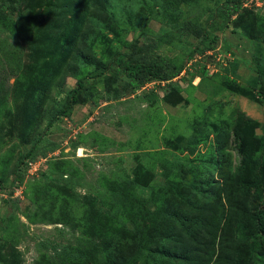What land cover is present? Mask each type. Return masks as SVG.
<instances>
[{"label":"rangeland","instance_id":"1","mask_svg":"<svg viewBox=\"0 0 264 264\" xmlns=\"http://www.w3.org/2000/svg\"><path fill=\"white\" fill-rule=\"evenodd\" d=\"M7 2L0 19V264H105L101 250L114 231L118 244L126 227L150 232L159 219L148 209L158 212L171 180L199 197L201 216L218 215L219 240L192 258L163 241L151 261L264 264V183L253 184L257 165L264 175V0H242L230 15L226 0L0 6ZM185 21L201 35L182 31ZM153 40L159 54L183 66L179 75L135 91L118 76L110 88L121 97H108L100 78L97 97L83 96L23 160L79 77ZM168 198L171 213L183 206L180 195ZM83 254L89 258H73Z\"/></svg>","mask_w":264,"mask_h":264},{"label":"trees","instance_id":"2","mask_svg":"<svg viewBox=\"0 0 264 264\" xmlns=\"http://www.w3.org/2000/svg\"><path fill=\"white\" fill-rule=\"evenodd\" d=\"M241 7L242 0H226L224 5L225 12L229 15L240 10ZM10 9L11 3L2 4L0 6V19L6 18ZM181 28L182 31L196 36H200L202 33L192 21H185ZM213 38L216 39L217 37ZM182 69L183 66L177 65L171 57L157 52V41L153 40L142 44L134 43L129 51L117 53L106 64L99 67L97 72L79 77L67 100L49 118L43 132L34 140L31 149L23 160L35 152L43 138L61 117L72 115L75 105L81 102L83 96L90 99L97 97L100 93L97 86L100 78H103L106 84L105 90L108 97H121L123 93L118 90L112 91L110 88L118 76H127L129 79L128 90L135 91L152 79L170 80L179 75ZM22 161L19 162L16 171L19 170ZM254 170L257 182L253 184L263 186L264 175L261 164L257 165ZM180 175L183 177L182 174ZM175 181H170V190L164 192L158 212H156L157 208L156 210L155 208L148 209L149 214H155L159 219L152 223L150 232L144 234L143 231L136 232V229L129 230L126 227L123 232L124 238L121 239L122 243L118 244L116 241L115 231L105 241L101 250L105 264H158L160 256L156 255L152 261L151 256L155 254L156 250L159 252L161 242L167 240L175 241L178 251H183L189 258L194 257L195 254H206L215 246L221 224L218 215L213 211L201 216L198 211L201 203L199 197L196 195L192 197L190 189L183 186L181 181ZM241 187H244L243 189L248 188L247 183L243 181ZM173 193L182 197L183 206L174 212L179 217L177 221L171 217L174 213L170 212L171 205L168 196ZM153 205L155 206L154 203ZM179 226L182 228L179 229ZM145 252H147L146 256ZM73 258L76 261H82L89 258V255L83 254L80 258L76 256Z\"/></svg>","mask_w":264,"mask_h":264},{"label":"built area","instance_id":"3","mask_svg":"<svg viewBox=\"0 0 264 264\" xmlns=\"http://www.w3.org/2000/svg\"><path fill=\"white\" fill-rule=\"evenodd\" d=\"M44 161V160H43ZM43 161H41V162H39V164L41 165V163L43 162ZM34 162H37L36 160H34ZM29 163V165L31 166V168H32V166L35 164V163H33V162H28Z\"/></svg>","mask_w":264,"mask_h":264}]
</instances>
